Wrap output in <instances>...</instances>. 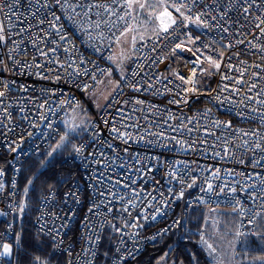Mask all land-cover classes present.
I'll return each mask as SVG.
<instances>
[{
  "label": "built area",
  "instance_id": "1",
  "mask_svg": "<svg viewBox=\"0 0 264 264\" xmlns=\"http://www.w3.org/2000/svg\"><path fill=\"white\" fill-rule=\"evenodd\" d=\"M251 2L173 0L193 20L203 14V23L184 21L173 8L177 23L137 43L124 78L97 110L88 96L110 73L117 38L132 21L127 0H19L11 10L12 0H0V251L21 218L25 162L48 153L66 115L83 104L91 118L75 141L82 151L71 155L79 178L46 190L35 207L36 232L65 264H97L108 231V264L137 258L176 224L180 200L186 214L198 206L235 209L238 233L253 234L264 215V105L256 102L264 100L256 96L264 80L252 76L264 75L256 27L264 0L245 13ZM97 4L108 10L89 8ZM209 57L220 66L212 86L197 92Z\"/></svg>",
  "mask_w": 264,
  "mask_h": 264
},
{
  "label": "trees",
  "instance_id": "2",
  "mask_svg": "<svg viewBox=\"0 0 264 264\" xmlns=\"http://www.w3.org/2000/svg\"><path fill=\"white\" fill-rule=\"evenodd\" d=\"M174 64L176 62L170 66ZM110 67V72H112L111 62ZM213 78V76L211 78L201 77L197 92L208 90L211 87ZM203 84H210V86H203ZM195 104H197V101ZM61 129L63 132V125ZM74 137L77 136L75 135ZM74 139L65 142L52 155L45 153L33 156L25 162L20 189L22 199L24 197L26 202L23 208V215L17 226V232L9 242L13 244L12 256L10 258L3 257V264H60L58 262L53 263L52 260L59 259L61 256L66 258L64 254L55 250L52 241L48 237L36 232L34 218L35 206L46 190L49 188L68 189L73 181L79 178L78 166L71 160ZM29 180L32 181L31 184H29ZM183 202V200L179 202L177 210L178 220L170 232L155 243L150 244L140 256L129 260L126 264H158L161 260H165L168 264H215L206 250L199 245L200 228L202 227L207 207H194L186 214L183 212ZM222 208L227 209L228 207ZM263 216L259 218L257 226L261 222L264 230V221L262 224ZM77 233L78 226H75L71 231L70 240H74ZM17 236H19V243H17ZM252 239L262 240L263 243H260V246L257 247L258 245L255 243V245H252ZM111 242L112 234L107 232L97 264H108L106 255L111 251ZM248 247L252 254H264V236L251 238Z\"/></svg>",
  "mask_w": 264,
  "mask_h": 264
},
{
  "label": "rangeland",
  "instance_id": "3",
  "mask_svg": "<svg viewBox=\"0 0 264 264\" xmlns=\"http://www.w3.org/2000/svg\"><path fill=\"white\" fill-rule=\"evenodd\" d=\"M140 4H144L145 7L141 8L139 6ZM172 5L173 0H163V3L161 2V0H132L131 10L133 18L131 23L129 24V27L127 28L130 30L123 33L120 38L119 44L115 49L114 57L111 60L112 72H110L98 85V87L88 96V101L94 106V108H96L97 110H102L107 105L110 97L124 78L129 64L136 55L135 48L137 43L163 31L161 21L157 20L156 17L160 12L163 11L164 7H167L168 11L171 12L173 17H175L177 20V15ZM162 19L164 20L165 24L169 23L167 17H163ZM133 37H135L134 43ZM176 55L177 57H179L178 53H176ZM182 58L184 57L182 56ZM175 65L176 64H174L173 66ZM215 68L216 67L212 64H206L203 72L198 78V86L201 81V77H214ZM167 71L170 72V69H168ZM212 81H214V78L212 79ZM212 84L213 82L211 83V86ZM203 86H210V84H203ZM205 88L207 89V87ZM82 106L83 107H79L78 109L70 111L66 115L65 120L62 124L63 134L54 143L48 154L51 153L52 155L55 150L59 149L65 142L76 138L74 139L72 146V148L74 149L75 141L82 136L91 118L90 112L85 107L86 104H83ZM65 135L66 139L61 142V137ZM75 135L77 137H74ZM58 144L60 145V147H57ZM22 201L24 205L26 202L24 197ZM206 211L205 218L200 230H205V237L203 238V240L206 241L207 244H211L214 251L208 249L206 244L202 243V237L200 235L199 245L206 250L212 262H214L215 264H248V261H250L251 264H261V261L256 258L264 256V254H251V256L249 254L250 248L248 247V245H250L251 238L264 236V234L261 236L256 235V233H264L263 228L260 231L259 226H257L254 233L251 235H237L239 217L234 210H232L231 208H217L214 210L206 209ZM22 215L23 211L21 212V217ZM254 243L258 245L257 247H259L260 243H263V241L252 239V245H255ZM8 244L11 245L13 251V244ZM158 264L168 263H166L165 260H161Z\"/></svg>",
  "mask_w": 264,
  "mask_h": 264
},
{
  "label": "snow or ice",
  "instance_id": "4",
  "mask_svg": "<svg viewBox=\"0 0 264 264\" xmlns=\"http://www.w3.org/2000/svg\"><path fill=\"white\" fill-rule=\"evenodd\" d=\"M128 2V6L131 7L132 6V0H127ZM161 2L163 3V0H161ZM193 2H195V0H193ZM57 3H60V0H57ZM14 4H19V0H12V3H10L8 5L9 7V10H11V8L13 7ZM253 4H255V0H252L251 3L248 4V7H245L244 8V12L247 13L249 11V8H251L253 6ZM141 8L145 7L144 4H140L139 5ZM91 7H96V8H105V10L107 11L108 8L106 5H90L89 8ZM172 7L175 8L176 12L180 13V15L183 17V20L184 21H191L192 23H195L197 24V26H200L201 23H203L200 19V15H203V14H200V15H197L195 17V19L193 20V18L191 16H188V15H185L183 12H181V8H185L187 7V5L185 4H181L179 7H177L175 4L172 5ZM256 7H260V5H256ZM190 11V9H189ZM85 15H87V13H85ZM97 15L99 16L100 13H97ZM163 17H167L168 20H169V23L165 24L164 23V20L162 19ZM222 18V17H221ZM56 19L58 20L59 17H56ZM120 19H123V17H120ZM157 20H160L161 21V25H162V30L164 32H167L168 29L170 27H172V25H175L177 23V20L175 17H173L172 13L168 11V8L167 7H164L163 11L160 12L157 17H156ZM213 19H215V17H213ZM258 20H260V23H258L256 25V27L260 30V33L261 35H264V28L261 27V24H264V19H260V17H257ZM99 21L97 22V27H99ZM185 27H187V24L184 25ZM204 26L205 27H208L209 25H207L206 23H204ZM130 29H126V31H128ZM3 31H4V27L2 24H0V42L4 41L5 40V37L3 35ZM23 31V30H22ZM224 31H227V29H224ZM121 35H123V33H121ZM117 41L119 42V38H117ZM135 42V37H133V43ZM251 44V41L249 42ZM252 47H257V45L255 44H252L251 45ZM177 48H180L182 47L181 44H177L176 46ZM260 50L262 52H264V45H260ZM209 59V62L214 65L217 69L219 68V64L215 61V60H212L211 57L208 58ZM0 63H2V61H0ZM254 67H257L259 68L260 65H254ZM238 71H241V76L244 75V72L243 70H240V69H237ZM85 72H87V69H85ZM262 72H264V69H262ZM194 74V73H193ZM252 76L253 77H259L261 80H264V75H261V73H256V72H253L252 73ZM181 80H184L185 78L184 77H179ZM185 82H191V81H185ZM243 81L242 80H237L236 83L239 84V83H242ZM257 85L255 83H252L249 85V88H248V91H251L253 88H256ZM4 95L3 92H0V97H2ZM261 95H264V88H262L260 90V92H257L256 96L259 97ZM249 100H252V99H255V97H248ZM243 102V101H242ZM256 102L258 104H262L264 105V100H261V99H257ZM252 111H257V109H252ZM261 123L264 124V112H261ZM113 131H116L115 129H113ZM253 135H255V133H253ZM66 139V135L65 136H62L61 137V142H63L64 140ZM247 143V142H245ZM57 147H60V145L58 144ZM256 147L257 148H260V144L257 143L256 144ZM77 153H80L82 151V147H76L74 149ZM14 151V149H13ZM49 155H51V153H49ZM0 175H3L2 171H0ZM32 181L29 180V184H31ZM195 184V180H193L192 184H189L188 187H192L193 185ZM3 186L0 185V188H2ZM209 188H211V185H209ZM25 191H27V189H25ZM183 196V191H181L180 193V197ZM23 208H24V205L22 204L21 205V211H23ZM126 210V209H125ZM235 210V209H234ZM89 211H91V209H89ZM256 215H259V213H256ZM153 219H155V217H153ZM249 223H252V221H249ZM117 231H119V229H117ZM237 235H241V233H237ZM257 236L260 235V233H256ZM201 241L202 243L206 244L207 248L214 251L213 247L211 244H207L206 241L203 240V237L201 238ZM17 243H19V236H17ZM12 254V247L11 245L5 243L2 245V251H0V258H3V257H7V256H11ZM70 254V253H69ZM256 259L260 260L261 261V264H264V256H260V257H257ZM69 264H71V261H69Z\"/></svg>",
  "mask_w": 264,
  "mask_h": 264
},
{
  "label": "crops",
  "instance_id": "5",
  "mask_svg": "<svg viewBox=\"0 0 264 264\" xmlns=\"http://www.w3.org/2000/svg\"><path fill=\"white\" fill-rule=\"evenodd\" d=\"M131 64V63H130ZM130 64H129V66H130ZM128 66V67H129ZM263 219H262V224H263ZM259 229H260V231H261V229H262V226H261V222H260V225H259ZM261 233V232H260ZM264 234V233H263ZM260 235H262V233L260 234ZM251 241V240H250ZM13 252V251H12ZM249 254L251 255L252 253H250L249 252ZM11 256H12V254H11ZM11 256H7V257H4V258H10ZM252 256V255H251ZM250 260V259H249ZM53 261V263H55V262H58V263H60V264H65L66 263V258H64L63 256H61V257H59V259H54V260H52ZM260 263V262H259ZM248 264H251L250 263V261H248ZM253 264V263H252Z\"/></svg>",
  "mask_w": 264,
  "mask_h": 264
},
{
  "label": "water",
  "instance_id": "6",
  "mask_svg": "<svg viewBox=\"0 0 264 264\" xmlns=\"http://www.w3.org/2000/svg\"><path fill=\"white\" fill-rule=\"evenodd\" d=\"M180 51L182 52V51H183V49L181 48V49H180Z\"/></svg>",
  "mask_w": 264,
  "mask_h": 264
}]
</instances>
